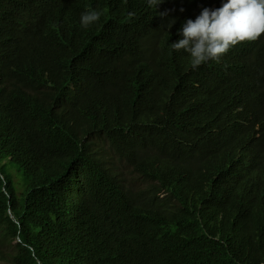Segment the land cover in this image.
<instances>
[{"label":"trees","instance_id":"obj_1","mask_svg":"<svg viewBox=\"0 0 264 264\" xmlns=\"http://www.w3.org/2000/svg\"><path fill=\"white\" fill-rule=\"evenodd\" d=\"M148 7L0 0V261L264 264V35L194 69Z\"/></svg>","mask_w":264,"mask_h":264},{"label":"clouds","instance_id":"obj_2","mask_svg":"<svg viewBox=\"0 0 264 264\" xmlns=\"http://www.w3.org/2000/svg\"><path fill=\"white\" fill-rule=\"evenodd\" d=\"M160 2L148 0L154 8ZM100 16L99 11L85 12L81 25L87 28ZM181 35L172 48L188 52L194 69L209 60L218 61L237 44L264 35V0H226L218 9L204 8L194 21H186Z\"/></svg>","mask_w":264,"mask_h":264},{"label":"bare ground","instance_id":"obj_3","mask_svg":"<svg viewBox=\"0 0 264 264\" xmlns=\"http://www.w3.org/2000/svg\"><path fill=\"white\" fill-rule=\"evenodd\" d=\"M162 1L163 0H161V2L158 3L155 6V8L153 6H149L147 9L153 8L154 10L157 11V15L158 14H163V13H165L167 11H171L172 13H177V14L185 13L186 17L181 22L179 28H183V26H184V24L186 23L187 20L191 19V20L194 21L197 18L195 13L198 12L199 10H198V8L194 7V5H185V3L182 0H169L167 5H164ZM197 1H199V0H195V2H197ZM207 8L209 9V8H211V6H208ZM201 11H199V12H201ZM176 36H178L177 31H176ZM175 42H176V40L174 39L173 43H175ZM210 61H213V60H209L207 62H210ZM188 63H190L192 65V60L190 62H188ZM210 63H214V62H210ZM186 64H187V60L186 59H183V60L179 61V65L180 66H185ZM201 67H204V65H201ZM146 100L148 101L149 99H146ZM153 117H155V116H153Z\"/></svg>","mask_w":264,"mask_h":264},{"label":"rangeland","instance_id":"obj_4","mask_svg":"<svg viewBox=\"0 0 264 264\" xmlns=\"http://www.w3.org/2000/svg\"><path fill=\"white\" fill-rule=\"evenodd\" d=\"M0 264H8V263H5V262L0 261Z\"/></svg>","mask_w":264,"mask_h":264}]
</instances>
